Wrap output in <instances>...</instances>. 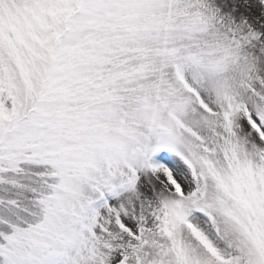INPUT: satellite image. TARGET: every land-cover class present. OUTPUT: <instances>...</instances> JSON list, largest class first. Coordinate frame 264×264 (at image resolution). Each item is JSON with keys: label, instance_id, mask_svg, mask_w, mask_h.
Segmentation results:
<instances>
[{"label": "snow or ice", "instance_id": "6c2138e0", "mask_svg": "<svg viewBox=\"0 0 264 264\" xmlns=\"http://www.w3.org/2000/svg\"><path fill=\"white\" fill-rule=\"evenodd\" d=\"M0 264H264V0H0Z\"/></svg>", "mask_w": 264, "mask_h": 264}]
</instances>
